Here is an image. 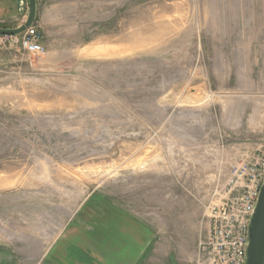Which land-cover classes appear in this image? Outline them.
Wrapping results in <instances>:
<instances>
[{
    "label": "rangeland",
    "instance_id": "374dc122",
    "mask_svg": "<svg viewBox=\"0 0 264 264\" xmlns=\"http://www.w3.org/2000/svg\"><path fill=\"white\" fill-rule=\"evenodd\" d=\"M226 1L41 0L45 52L0 48V264H199L264 144V59Z\"/></svg>",
    "mask_w": 264,
    "mask_h": 264
},
{
    "label": "built area",
    "instance_id": "2783aa9c",
    "mask_svg": "<svg viewBox=\"0 0 264 264\" xmlns=\"http://www.w3.org/2000/svg\"><path fill=\"white\" fill-rule=\"evenodd\" d=\"M14 45L31 54L45 52L35 23L19 34H0V48ZM232 169V191L210 208L209 230L199 242V264H246L250 222L264 181V144Z\"/></svg>",
    "mask_w": 264,
    "mask_h": 264
},
{
    "label": "crops",
    "instance_id": "0c3cea01",
    "mask_svg": "<svg viewBox=\"0 0 264 264\" xmlns=\"http://www.w3.org/2000/svg\"><path fill=\"white\" fill-rule=\"evenodd\" d=\"M40 5L41 0H37V14L34 23L38 26H40V20L43 16ZM222 9L228 12V21L233 19L238 24L240 21L244 22V26L248 28L249 41L252 44L247 48L250 50V56L251 53H255L256 62L258 59H264V0H227L225 4H222ZM22 24L23 22H20L12 27H18ZM212 71L214 72V67H212ZM259 74L264 76V69Z\"/></svg>",
    "mask_w": 264,
    "mask_h": 264
},
{
    "label": "water",
    "instance_id": "95a60500",
    "mask_svg": "<svg viewBox=\"0 0 264 264\" xmlns=\"http://www.w3.org/2000/svg\"><path fill=\"white\" fill-rule=\"evenodd\" d=\"M37 0H29L26 21L14 28L0 27V34H19L24 32L36 20ZM246 264H264V181L251 218Z\"/></svg>",
    "mask_w": 264,
    "mask_h": 264
}]
</instances>
